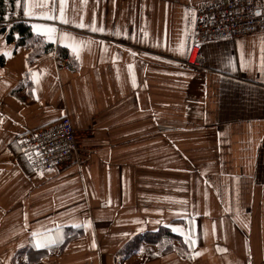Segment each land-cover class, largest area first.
<instances>
[{
  "label": "crops",
  "instance_id": "crops-1",
  "mask_svg": "<svg viewBox=\"0 0 264 264\" xmlns=\"http://www.w3.org/2000/svg\"><path fill=\"white\" fill-rule=\"evenodd\" d=\"M205 1L28 0L46 7L25 16L22 0L5 13L52 47L0 36V264H264V27L202 43L194 68ZM64 115L73 161L33 171L19 139ZM161 226L186 250L123 254Z\"/></svg>",
  "mask_w": 264,
  "mask_h": 264
},
{
  "label": "built area",
  "instance_id": "built-area-1",
  "mask_svg": "<svg viewBox=\"0 0 264 264\" xmlns=\"http://www.w3.org/2000/svg\"><path fill=\"white\" fill-rule=\"evenodd\" d=\"M264 27L257 0H209L195 8V27L187 63L201 68L204 42L254 33ZM29 167L36 172L55 170L73 161L77 151L74 129L68 116L27 131L18 142Z\"/></svg>",
  "mask_w": 264,
  "mask_h": 264
},
{
  "label": "trees",
  "instance_id": "trees-1",
  "mask_svg": "<svg viewBox=\"0 0 264 264\" xmlns=\"http://www.w3.org/2000/svg\"><path fill=\"white\" fill-rule=\"evenodd\" d=\"M16 8V0H0V36L5 34V38L8 42H14L15 45H29L39 46L40 52H48L51 50L52 45L45 42L41 37L33 33L31 26L23 21L17 20L12 22L11 25H6L4 22V15L8 10H14ZM57 55L61 57L68 56V52L62 48H57ZM3 55H0V65L3 64ZM179 244V251L186 250V243L182 237L174 234L168 227L161 226L155 231H144L133 238H131L126 244L122 246V252L125 255L130 254L133 251L140 250L144 246H150L152 244L160 248V253L173 250V243ZM149 249V248H147ZM146 251V250H145Z\"/></svg>",
  "mask_w": 264,
  "mask_h": 264
},
{
  "label": "snow or ice",
  "instance_id": "snow-or-ice-1",
  "mask_svg": "<svg viewBox=\"0 0 264 264\" xmlns=\"http://www.w3.org/2000/svg\"><path fill=\"white\" fill-rule=\"evenodd\" d=\"M6 2H7V0H6ZM21 2H22V0H16L17 6H20ZM62 2H63V0H62ZM35 7L44 8V7H46V4L43 2H41L39 4H30L28 2V0H23V13L25 16L35 15V13L31 10L32 8H35ZM40 15L41 16H47V13L42 12V13H40ZM47 18L54 19L55 17L47 16ZM62 18H63V6L61 7V19ZM65 22H67V21H65ZM80 27H84V25L81 24ZM33 28H34V30H37V31H39L40 29H45V34L48 35L49 39H51V33H53L55 31L52 28H46V26H44V25H33ZM93 30H95V29H93ZM101 31H102V29H101ZM129 67H131V66H129ZM75 226L78 227L79 225H75ZM173 231H181V230L173 228ZM33 235H35V233ZM52 242H54V241H52ZM36 246L40 247L41 245L38 243Z\"/></svg>",
  "mask_w": 264,
  "mask_h": 264
},
{
  "label": "rangeland",
  "instance_id": "rangeland-1",
  "mask_svg": "<svg viewBox=\"0 0 264 264\" xmlns=\"http://www.w3.org/2000/svg\"><path fill=\"white\" fill-rule=\"evenodd\" d=\"M147 248H149V246H144L140 250L143 251V253H145V250H147Z\"/></svg>",
  "mask_w": 264,
  "mask_h": 264
}]
</instances>
